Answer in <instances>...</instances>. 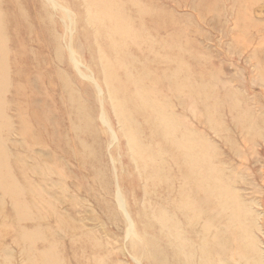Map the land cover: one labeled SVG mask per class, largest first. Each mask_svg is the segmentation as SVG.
<instances>
[{
    "label": "bare ground",
    "instance_id": "1",
    "mask_svg": "<svg viewBox=\"0 0 264 264\" xmlns=\"http://www.w3.org/2000/svg\"><path fill=\"white\" fill-rule=\"evenodd\" d=\"M216 2L219 3L218 1ZM204 3H202L203 10L207 8L206 6L204 8ZM239 7L241 8V5ZM239 7L237 10L239 12L238 14H240V12L242 11L239 10ZM48 11L51 13L53 12L58 13V15L63 18L62 23L64 25L63 27L65 31V36L63 40H65L67 37V42H68V44L64 42L65 45L64 48H61V45L60 46L58 45L59 37L57 38L51 32V30L53 29L52 28L53 22H52V15ZM196 11L197 10H195V12ZM245 13H247V17H248L249 12H244V14ZM167 14H169L167 10L160 7L155 0H66L65 3L63 2V0H56V1L46 0L45 3H41L39 0H0V98L2 100V102L0 101V105H2V109H0V115H1L0 121L3 117L4 119L3 121L5 122L4 125L5 124L7 125L6 129H10V131H8L7 136H11L13 132L15 133V135L18 136V139H16L18 140L17 142L16 140L15 141L13 140V142H9V144H6L9 146V147L7 146L9 152L7 154V150L5 151L6 156L4 155L5 158L2 164V166L6 170V176L2 177L4 178L2 186H4L5 190H9V189L16 190V193L20 196V202L23 206L24 213L20 211V214L21 213L23 214L22 216L19 213L17 214H19L22 218H25L26 220H29L32 216L34 217V221L30 225V228L33 227L34 229L37 230L34 239L35 248L37 250L36 251L37 253H35L37 263L34 262V264H66L61 259L64 255L65 256L67 255L66 251L64 255H60V253L62 254L61 245H59L54 240V238H57V240L58 239L62 240L64 245L65 241L63 239L66 238L68 239L69 236L72 237L73 234H75L74 223L76 222H73L74 219L71 218L72 212L67 215L63 214L64 217H62V213L60 212L61 211L60 210L58 211V213L61 216H57L56 214L54 215V217L57 216L56 218H54L53 216H48L51 215L52 213L49 209L45 208L46 206L44 204H42L44 203L46 196L50 197V195L46 194V192L40 193L41 192L40 191L38 193L37 196L38 199L40 200L39 202L41 203V207L38 206L39 204H36L37 208L35 207L34 210L33 205L32 206L29 205L27 201V199L29 200V195H27L25 190L27 189L28 186H30L31 181L33 183L35 182L38 183L39 185H44V186L47 184L53 185L52 183L55 181L56 176H58L57 174H59L58 170H56V167L58 166L64 167L66 166V164H68L71 161L76 162L77 169L80 172V174H87L91 176L90 181L92 182V184L98 185L99 183L102 192L113 198L116 205L119 206L120 212L123 215L125 221L124 225L126 226L125 240L126 239L129 240L128 247L132 255L137 256L138 253H142L148 260H152V261H155L156 256L158 257L162 256L165 259H169V264H231L230 261L227 262V258H224L218 255L217 253H214L216 235L214 234L213 231L214 227L212 226L213 208L216 198L215 193L216 191L218 192L220 188H216L217 183L215 184V187L213 185L214 183L212 184L213 188L211 185L212 177L210 178V175L212 176L211 168L213 166L210 168L207 162L212 157L214 159V156H212L211 154L212 156L211 157L209 151L208 154L211 158L208 157V160H206L207 159V157H205L206 155H201L202 150H205L206 148L211 150L212 146H215L216 144L214 145L211 144L212 146L210 148V146L209 147L207 145L205 146V143L207 142L203 141L205 149L202 148V150H200V147L202 145L201 143L197 144V139H196L197 134H195L196 132L193 131L194 130L193 127H192L193 130L191 129V127H190L191 130L187 129V127L184 128L183 127L184 123L182 122V117H181L182 114L187 111L185 107L186 102L192 101L194 103L198 98L196 89H192V90L188 89L190 86L189 84H192L193 86L198 85V80L194 77V74H191L190 67L186 65L184 62V59L186 58L185 51H180L179 49H177V47L186 46L184 45V41H186L187 44L190 46L194 45V43L191 42L190 40H187L183 36L182 32H180L181 30L178 29L180 28L178 26L179 19L172 16L171 22L169 23ZM215 14H217V12H215ZM218 14H220V12H218ZM241 18L245 19V17H241ZM236 20L238 21L237 23L241 24V27L242 25L244 26V28L246 27V29L243 30L244 32H242L241 34L242 36H246L245 33L248 34L247 32L250 30V27L246 26L248 25L246 20L243 21H240L238 19ZM236 20L233 21V24L234 22L236 23ZM78 27L80 28L79 36H81V39L83 41L82 43H84L85 46V50L91 56L90 58L91 63L96 64L95 67L97 73L102 77L100 78L103 80V84L105 86L104 88L106 89L107 94L110 98L108 99L109 101H111L112 113L114 114V117L117 120L116 122H118L120 125V129H118V131L120 132V133L118 132L119 137L125 141L124 147L126 153L124 155V163L126 162L125 166L128 170V178L125 180L126 191L124 192V194L120 192H116L115 194L111 195V191H110L111 178L109 177L108 168L106 167V165L103 164L102 153L100 152V155L98 154V157L88 156V155H93V153L90 152V150H88L92 147V145L90 146V148H88L86 146L87 145L86 142L87 140L95 141L94 121L96 120L95 118L97 117L94 118V113L92 114L91 111H87L83 105L84 103L82 102L81 104L79 102L80 100L78 101L76 99L79 97V95L77 94L78 96L77 97L76 95L73 94L74 91L71 90L68 84V80L66 77L67 75L58 72L60 70V66H62L65 56L69 54L70 65L74 67V71H76V73L79 75L83 73L80 66L76 64L78 59H77V53L74 49V34L72 35L74 30L76 31ZM239 27L240 25H237V28ZM237 32H239V30H237ZM58 35L60 34L58 33ZM233 35L235 34H232V36ZM75 36L78 35L75 34ZM19 37L20 38L22 37V41H23L22 43H24L25 46L20 42L21 39ZM236 39H237L236 37L234 39H231L232 40L231 42L233 41L235 42ZM263 39L264 37L261 38V40ZM237 43L238 42H236V44ZM251 43L252 40L249 38L246 41V44L248 45ZM259 43L261 42L259 41ZM77 44L78 43H76V45ZM32 45H35V47H32ZM261 45L264 44H260V46ZM250 46H247V48ZM25 47L27 48V50ZM44 52H47V54L43 55ZM262 52L263 51H259L258 49L257 52H254L252 54L253 55L252 59L254 62H256L254 58L259 57V55L261 56ZM51 56L54 58L53 61H51L52 58ZM256 60L258 65L259 64L258 61L261 59L259 60L256 59ZM261 66L264 65H260V68H258L259 70L262 69ZM83 69L88 72H90V70L93 71L91 68L89 70V68L87 67ZM209 71L210 70H208V73ZM217 74L215 75L216 77ZM210 75L211 74H209V76ZM258 75L260 76L262 74H258ZM262 79L264 80V78ZM203 80L204 79H202V81ZM91 83L97 88L99 95L102 94L103 89L101 90L100 86L97 83L94 82ZM204 84H206L205 85L207 86L206 88ZM204 84H200V85L204 86L203 89L208 90L209 84L208 83H204ZM212 86H211V91H213ZM197 88L199 89L198 86ZM231 88L232 87H230V89ZM232 89L233 92L236 93V91H234V87ZM238 91L237 93L240 94V92ZM204 92L205 90L203 91V93ZM234 93H230L229 91V94H234ZM1 94L3 95L2 97ZM206 95H207V91H206ZM232 96L234 95H231L230 98ZM238 98L240 100L241 96ZM208 99H211V96ZM227 99H229L228 95H227ZM213 100L217 101V98L212 99V102ZM239 100L236 101L235 99L237 103L241 104L242 102H239ZM169 101H172V103ZM105 102L106 101H104V103ZM168 103H171L170 107L168 106L169 105ZM190 106H192V103L190 104ZM221 106L222 108H224L223 105H220V108ZM213 107L214 105L212 104V108H211L212 111H213ZM215 107H217L218 109V106ZM109 108L110 107H108V110ZM174 108H179L181 110H176L175 112ZM226 108H229V106ZM207 109L210 108L207 107ZM231 111L232 110L228 112ZM5 112L8 113L11 112V113L5 114ZM208 112L205 111L204 113L209 114ZM216 112L217 110L215 111V113ZM210 113L211 114L209 115L212 116L211 111ZM244 117L246 118V116ZM100 118L103 121L105 120V123L109 125L103 113H101ZM209 118L210 117H208V119ZM220 118H222V116H220ZM210 119L213 120V116ZM217 119L218 116L216 117V120ZM235 120L237 121V119ZM211 121H209L208 123H210ZM213 123L212 125L214 126ZM74 124H79V126L77 125L76 127ZM220 125L223 126L222 123ZM234 125L237 126L236 123ZM254 125L256 124L254 123ZM1 126L0 127L3 129L4 126L3 125ZM213 126L212 129L215 128V127L213 128ZM216 129L218 130V128ZM224 129L223 131H225ZM222 132L218 131V133L221 134ZM5 133H7L6 130L4 134ZM199 137H202V135L200 134ZM110 138H112V132H110ZM224 139L223 142L225 141ZM246 142H244V144ZM233 144L231 146H233ZM253 146L254 145L250 146L251 149H253L252 148ZM17 151L20 152L18 155L16 154ZM2 152L3 149L1 153ZM221 156L219 155L218 157ZM239 158L241 157H239L238 155V160ZM245 158H242L243 161H246ZM229 162L231 163V161ZM220 164L221 163H219V167ZM216 168L217 167H215L214 169ZM221 168L222 167H220V170H222ZM231 169L233 170V168ZM231 169L230 171H232ZM30 170L32 175L28 176L27 174ZM61 170L62 169H60V171ZM87 170L88 173H86ZM204 170L207 171V176L203 174V172H205ZM237 170L239 169L237 168ZM63 171H65V169ZM227 171H229V169ZM235 171L233 170L234 173ZM223 172L224 171L222 170V173ZM233 174L231 176L232 178H234ZM67 177L69 178L68 175ZM237 177H240V175ZM2 178L0 177V181H2ZM82 178H84V176H82ZM228 178H226V180H228ZM59 181L60 180H58L57 182ZM86 181L87 180H85V182ZM212 182H214V180ZM61 187L62 186L59 185L58 188ZM64 187H68V186L65 185ZM223 187L224 186H222L221 188ZM53 189L56 194V189L55 188ZM223 189L227 191V189L229 188L226 187ZM65 191H67V188L65 189ZM65 191L64 193H67L69 190L67 192ZM85 191L89 196L92 197V199L94 200L97 206H99L100 208L106 207V209L109 212L111 211V206L109 204L110 201L109 203H105L101 201L103 197L102 198L100 197V199L98 197H95L96 196L94 194L95 191L93 192L92 187H88ZM226 191L224 192L225 194ZM237 192L239 193L238 190ZM10 193L13 194L12 191L11 192L9 191V194ZM31 193L32 191L30 192V194ZM227 193H229V191ZM238 193L235 194L238 195ZM220 194H223V192H220ZM15 195L13 194L12 197H15ZM18 195H16V197H18ZM229 195H232V193ZM0 196L2 197L1 193ZM2 198H0V201L2 200ZM18 198H16V200ZM62 198L61 199L60 198L57 199V197L55 198L57 199L54 200L56 201V206L57 207L59 206V208H61L62 205L64 206L65 204H67L71 207L73 201L71 200V205H70L69 200L73 197L71 196L69 200H63ZM234 198L236 197L234 196ZM7 199H9L8 195H7ZM13 200L14 198H12L10 201L11 203H14L12 205H15L16 204L15 202H17V204L20 203L19 201H13ZM143 200H144L143 203L144 205L147 204V201L151 205H153L155 212H153V210L152 212L148 211L149 208L147 210L148 212L147 211L141 212L140 207L142 205ZM50 205L52 206L54 205V203L52 202V204ZM222 205H224L225 209L226 207H229L227 205V201L225 200L222 201ZM18 208L17 210L19 212V209L21 207L19 209ZM15 211L16 210H14V212ZM67 211L68 209H66V212ZM49 212L51 214H49ZM254 213L256 214V212ZM17 214L15 213L16 218H17ZM246 219L247 217L245 218V220ZM51 220H55L58 223H61L63 221L69 222L67 224L68 226L64 227V229H62V227L57 229V232L62 234L63 239H61L57 233L54 234V236H52L51 234H49L50 236H48V231L51 229V224H50ZM81 223L79 222L78 224ZM256 224H258V222ZM82 227H84V225ZM85 230H89V228ZM217 230L219 229L217 228L216 231ZM93 231L89 233L93 234ZM80 232H79V236H81ZM149 232H151V234ZM18 234L21 235V232ZM22 235L24 234L22 233ZM84 235L86 236V233ZM28 236L30 237V233L28 234ZM102 236L103 235H101V237ZM7 237H9V235ZM23 237H25V235ZM20 238L22 239V237ZM76 238L78 239H76L75 242L77 240H80V243L81 241L84 242L82 240L83 239L82 237H80L81 239H79L78 236ZM88 238L86 236V239L89 241L90 238L89 239ZM21 239H20V241H22L20 242L21 246L23 244L24 247L25 243H23V240L25 239L23 240ZM68 240H70V238ZM99 240H103V239L99 238ZM29 241L27 240L26 242ZM88 241H87V245L88 243L90 244V241H92V239H90L89 242ZM93 242H95V240ZM110 242L112 241L110 240ZM187 242L190 243L188 250H186L187 248L186 244H188ZM0 243H4V242L1 240ZM69 243L71 245V242ZM52 244H53V248H51ZM93 244H91V246L88 245L87 247L91 249V247H93L92 246ZM113 244H116V242H114ZM254 244H256V242H254ZM27 245L28 243L26 244V246ZM74 245H72V247ZM99 245L100 248H102L101 247L102 244L99 243ZM99 245H95L97 246V249L99 248ZM103 245H105V243ZM107 245L109 244L107 243ZM161 245H163L164 248H160L159 246ZM84 247H86V244ZM9 248L8 250L12 252L13 250H10ZM119 248H121V246ZM95 249L96 248L93 247V250ZM110 249L108 250L111 252ZM26 250L28 251V249ZM224 250L225 248L222 246L221 252L225 256L226 253L223 252ZM252 250L254 251L252 253V256L245 258L243 256L244 255L243 253L242 256L238 254L240 257L238 258L245 261L244 264L246 262L247 264H249L248 261H250V264H264V256H262L263 254L259 252L261 250L258 251L257 248L255 249L253 248ZM24 251L25 249L22 252ZM11 252L9 254L12 256ZM79 254L80 253H78V255ZM94 254L97 255V252ZM96 255L93 256L96 257ZM93 256H92V260H93ZM31 257L33 258V256ZM98 257H96L97 260ZM229 257L231 258V256ZM28 258H30V256ZM3 259H5V257ZM8 259H9V255H8ZM84 259L87 260L86 258H83L82 261ZM136 259L137 258H135L134 261ZM231 259L233 261V258ZM239 259H237V261ZM29 260L31 261L32 259L30 258ZM29 260L27 259L28 262ZM4 261L6 263L8 262L6 260ZM0 263L3 264V261ZM72 264H80V263L79 260L75 258Z\"/></svg>",
    "mask_w": 264,
    "mask_h": 264
},
{
    "label": "rangeland",
    "instance_id": "2",
    "mask_svg": "<svg viewBox=\"0 0 264 264\" xmlns=\"http://www.w3.org/2000/svg\"><path fill=\"white\" fill-rule=\"evenodd\" d=\"M39 1L41 3L46 2V0H39ZM65 1L66 0H63L64 3H65ZM155 1L159 4L160 7L164 8L169 13V14H167L169 23L171 22L172 16L179 19L178 26L180 28H178V29L181 30L180 32H182L183 36L187 40H190L191 42L194 43V45L190 46L187 44L186 41H184V45H186V46L177 47V49H179L180 51H185L186 58L184 59V62L186 65H188L190 67L191 74H194V77L198 80V85H194L195 88L192 84H189L190 86L188 88L191 90L196 89L197 90L196 93L198 95V98L196 99V101L194 103L192 101L186 102L185 107H186V110L188 112L186 111L185 113H183L181 117H182V122L184 123L183 127L184 128L187 127V129H189V130H191L193 127L194 130L193 129L192 130L194 132H196L195 134H197V136H196L197 144L201 143V145H202V146L199 145V146H201L200 150H202V148L205 149L206 145L208 147L210 146V148H211V146H212L211 144H213V145L216 144L215 146H212L211 150L206 148L205 150L201 151L202 152L201 155H206L205 156V157H207L206 160H208V157L211 158L212 156H214V159L212 157L207 162L208 165L210 166V168L213 166L211 168L212 169V171H211L212 176L210 175V178L212 177L211 178V185L214 183L213 185L215 187V184L217 183L216 188H220V190L217 189L219 191L218 192L216 191V193H215L216 198L214 196L215 202H214V208H213V223H212V226L214 227L213 231H214V234L216 235L215 236L214 253H217L218 255H220L224 258H227V262L230 261L231 264H236L238 262H240L238 264H244L245 261L239 259L240 258L239 255L242 256L244 253L243 256L245 258L250 257V256H252V253L254 252L252 250L253 248L254 249L257 248L258 251L261 250L259 252H261V254H263L262 256H264V218H263L264 217V173H262V172H264L263 171L264 170V143H263V141H264V88H263L264 87V80L262 79V78H264V74H263L264 73V71H263L264 66H261L262 69H260V70L258 69V68H260V65H264V45L260 46V44H264V39L261 40V38L264 37V0H245V1L244 0H239V1L238 0L237 1L236 0H229V1L228 0H210V1L209 0L208 1L207 0L206 1L205 0H197V1L195 0L196 2L194 0H173V1L172 0H155ZM216 1H218L219 3L221 2V3L219 4ZM211 2L214 3V6H213V3H211ZM176 3L178 6L176 5ZM190 3L192 4V7H191ZM202 3H204V8H205V6L207 7L204 10L202 9V7H203ZM240 5H241V8L239 7ZM238 7H239L240 11L242 10L240 12L241 15L238 14L239 13L237 11ZM195 10H197V11L195 12ZM207 10H209V11H207ZM205 11H206V13H205ZM203 12H204V14H203ZM215 12H217V14H218V12H220V14L217 15V14H215ZM244 12H249L248 17H247V13L244 14ZM49 13L52 15V22H53V26H52L53 29L51 30V32L57 38L59 37L58 38L59 39L58 45L59 46L61 45V48H64L65 47L64 42L66 44H68V42H67V37L65 40H63V38L65 36V31H64V27H63L64 25L62 23L63 18L61 16H59L58 13H55V12H53V13L49 12ZM218 17H219V20H218ZM241 17H245V19H243ZM216 18H217V20H216ZM234 19L235 20L238 19L240 21L246 20V22L248 24L246 26L250 27V30L247 32L248 34L245 33L246 36L241 35L242 32H244L243 30L246 29V27L244 28L243 25L241 27V24L237 23L238 22L237 20H236V23L234 22V24H233V21H235ZM246 22H245V24H246ZM237 25H240L241 28L240 27L237 28ZM78 28L76 31L74 30L72 35L74 34V49L77 53V59H78L76 64L78 66H80L83 73L79 75L76 73V71H74V67H72L70 65L69 54L65 56L63 63H62V66H60V70L58 72H60L61 74L64 73L67 75L66 77L68 80V84H69L71 90L74 91L73 94L76 96H77V94L79 95V97L77 96L78 98H76V99L78 101L80 100L79 102L81 104H82V102L84 103L83 105L87 111H91L92 114L94 113V118L97 117V118H95L96 120L94 121L95 141L87 140V142H86V144H87L86 146L88 148H90V146L92 145V147L88 150H90V152H92L93 155H88V156L98 157V154L100 155V152L102 153L103 164L106 165V167L108 168L109 177L111 178L110 179L111 195L115 194L116 192H120V193L124 194V192L126 191L125 190V187H126L125 180L128 178V170L125 166L126 162L124 163V155L126 153L125 147H124L125 141L119 137L118 129H120V125L118 122H116L117 120L114 117V114L112 113L111 101H109L110 98L107 94L106 89L104 88L105 86L103 84V80L101 79L102 77L97 73V70L95 67L96 64L91 63V59H90L91 56L85 50L84 43H82L83 41L81 39V36H79L80 28L79 29ZM237 30H239V32H237ZM58 33L60 35H58ZM75 34L78 36H75ZM232 34H235V35L232 36ZM234 36L237 39L235 40V42L233 41L234 42L233 43V42H231L232 41L231 39H234L235 38ZM238 36H240V37H238ZM77 37H78V39H77ZM75 38H76V40H75ZM249 38L252 40V43L247 45L246 41ZM20 39H21L20 42L22 43L23 42L22 37ZM238 39H239V41H238ZM259 41L261 43H259ZM236 42H238V43L236 44ZM76 43H78V44L76 45ZM22 44L24 45V43H22ZM246 45L247 46L251 45V46L247 48ZM32 47H35V45H32ZM192 48H194V49H192ZM77 49H79V50H77ZM258 49H259V51H263V52L261 53V56L259 55V57L254 58L256 61V62H254L252 59L253 58L252 54L254 52H257ZM26 50H27V48H26ZM255 50H257V51H255ZM46 54H47V52L43 53V55H46ZM64 54H65V52H64ZM53 59L54 58L52 57L51 61H53ZM256 59H258V60L261 59L259 61H261L262 63L258 61V63L260 65L259 64L257 65ZM253 64H254V66H253ZM256 66H258V67H256ZM85 67L89 68V70L91 68L94 72L91 70H90V72L85 71L83 69ZM56 68H57V66H56ZM208 70H210L209 73H208ZM93 74H94V76H93ZM209 74H211V75L209 76ZM216 74H217V77L215 76ZM258 74H262L263 76L262 75L259 76ZM213 75L216 77V79ZM95 76H96V78H95ZM212 76H213V78H212ZM217 78H218V81H217ZM202 79H204V80L202 81ZM208 80H210V81H208ZM257 80H258V82H257ZM200 81H202L203 83ZM91 82L97 83L100 86L101 90L103 89L102 94L99 95L97 88ZM229 82H230V84H229ZM204 83L209 84L208 85L209 89L207 88L208 90L203 89V87L206 85ZM200 84H204V86L200 85ZM212 84H213V86H212ZM75 86H77L79 89ZM197 86L199 87V89L197 88ZM211 86L213 88L214 93H213V91H211ZM206 87L207 86H205V88ZM230 87H232V88L234 87V91H236V93L239 90L238 92H240L241 95L238 93H237L238 95L236 93H234L233 89L232 88L230 89ZM85 88H87V89H85ZM204 90H205V92L203 93ZM81 91H82V93H81ZM206 91H207V95H206ZM229 91H230V93H234V94H229ZM241 91H243V92H241ZM93 93H94V95H93ZM210 93H211V95H210ZM96 94H97V96H96ZM208 94L211 96V99H208V98H210V96ZM242 94H243V96H242ZM227 95H228L229 99H227ZM231 95H234V96H232L233 98L236 96H238V97L241 96L242 99L240 98V100H239L238 97H236L234 99L232 97L230 98ZM2 96L3 95L1 94V97ZM90 98H92V99H90ZM104 98H105V100H104ZM216 98H217L218 102L216 100H213V102H214L213 103L212 99H216ZM235 99H236V101L239 100V102H242L244 105L242 103L241 104L237 103L235 101ZM228 100H229V102H228ZM0 101L2 102L1 98H0ZM104 101H106V102L104 103ZM230 101L232 104L230 103ZM169 102L172 103V101H169ZM171 103H168L169 107H170ZM189 103L190 104L192 103V106H190ZM219 103H221V104H219ZM235 103H236V105H235ZM212 104L214 105L213 111L211 110ZM220 105H223L224 108H222V106L220 108ZM215 106H218L219 110ZM228 106H229V108H226ZM236 106H238V107H236ZM106 107H107V109H106ZM108 107H110L109 110H108ZM207 107L210 109H207ZM230 107H232V108L235 107V108H233L234 111ZM240 107H241V109H240ZM190 108H192V109H190ZM193 108H196V109H193ZM0 109H2V105H0ZM214 109H215V111L217 110V112H216L217 114L215 113ZM235 109H237V110H235ZM176 110H181V109L174 108L175 112H176ZM227 110L228 111L232 110V111L228 112ZM189 111L191 114L189 113ZM205 111L206 112L209 111L208 112L209 114H211L210 111L212 112L213 120L210 119L212 117L211 115H209L207 113H206L207 114L206 115L204 113ZM235 111L237 114L235 113ZM213 112H214V114H213ZM247 112H248V114H247ZM10 113L11 112H9V113L5 112V114H10ZM101 113L104 114L105 119L108 121L109 125H107L105 123V120L104 121L101 120V118H100ZM198 113H199V115H198ZM221 114H223L226 118ZM2 116H4V115H2ZM204 116H206V117H204ZM217 116H218V119H217L218 122L216 120ZM220 116H222V118H220ZM244 116H246V118ZM203 117H204V119H203ZM208 117H210V118L208 119ZM236 117H238V118H236ZM221 119H222V121H221ZM235 119H237V121ZM3 120L4 119L2 117L0 124L2 123L1 125L4 126V128H3L4 130L1 128L2 126L0 125L1 126L0 127V129H1L0 130V134H1V136H0L1 137V139H0V142H1L0 143V150L2 151V149H3V152H2L3 154L0 151V153H1L0 155L1 156L3 155L2 157L0 156L1 157L0 158L1 159L0 160V164H1L0 165V177L1 178L6 176V170L2 166L3 160L5 158L4 155L6 156L5 151L7 150V154L9 152V150L7 148L8 145H6V144H9V142H13V140L15 141L16 139H18V136L15 135L14 132L11 134V136H7L8 131H10V129H6L7 125L6 124L4 125L5 122ZM203 120H204V122H203ZM209 121H211V122L208 123ZM242 121H243V123H242ZM201 122H203V123H201ZM220 122L223 124V126L220 125L221 124ZM204 123H206V124H204ZM212 123L214 124V126L212 125ZM235 123L237 126L234 125ZM254 123L256 125H254ZM210 124L213 126V128L214 127L215 128L212 129V126ZM216 124L218 125V127ZM74 125L76 127H77V125L79 126V124H74ZM190 127H191V129H190ZM248 127H249V129H248ZM216 128H218V130ZM250 128H252V129H250ZM223 129L225 131H223ZM5 130L7 133L4 134ZM196 130H198V131H196ZM213 130H216V131H213ZM218 131L219 132L223 131V132L221 134V133H218ZM110 132H112V138H110ZM197 132H199L202 135V137H199L200 134ZM226 133H227V136H226ZM12 136H13V138H12ZM4 138L5 139L7 138V139L5 140ZM223 139L226 142L225 141L223 142ZM17 141L18 140H16V142ZM99 141H100V143H99ZM203 141L207 142V143H205V146H204ZM231 141L232 142L234 141L233 142L234 144L236 142L235 146ZM244 142H246V143L244 144ZM231 143L233 144V146H231L232 145ZM251 144L254 145L252 147L253 149H251V147H250V146H252ZM213 149H214V151H213ZM215 150L216 151L218 150V151L216 152ZM208 151H209L210 156L212 154L211 157L209 156ZM19 153L20 152L17 151L16 154L18 155ZM243 153H244V155H243ZM94 154H96V155H94ZM218 154L220 156L221 155L222 156L218 157L219 156ZM238 155H239V157H241V158H239V160H238ZM242 155H243V157H242ZM242 158H245V160L247 162L243 161ZM215 159H216V161L217 160L218 161L220 160V161L216 162ZM229 161H231V163ZM211 162H213V163H211ZM69 163L71 164V166ZM69 163L66 164V166H64V167H60V166L56 167V170H58V173L62 176L57 174L58 176H56L55 181L52 183L53 185L47 184L44 186V185H39L38 183H35V182L33 183L31 181L30 186H28L27 189L25 190L27 195H29V200L27 199V201H28L29 205H31V206L33 205L34 210H35V207L37 208L36 204H39L38 206L41 207V203L39 202L40 200L38 199V196H37L38 193L41 191L40 193L46 192V194L50 195V197L46 196L47 200L45 199L44 203H42L46 206L45 208L49 209L52 213L51 214L49 212V214H51V215H48V216L54 217L55 214L57 216H61L58 213V211H60V210H61L60 212L62 213V217H64L63 214L67 215V214L72 212L71 218L74 219L75 221L73 220V222H76V223H74L75 234H73L72 237L71 236L68 237V239L70 238V240H68L66 237H65L66 239H63L62 234L57 232L58 228L62 227V229H64V227L68 226L67 224L69 222L63 221L61 223H58L55 220H51V222H50L51 229L48 231V236H50L49 234L54 236V234L57 233L58 236H60V238L65 241L64 242L65 244L63 245L62 240H59V239L57 240V238H54V240L59 245H61L62 254L60 253V255H64L65 251H66L67 255L66 256L64 255L61 258L63 260V262L66 264H69V263L72 264V262L76 258L79 260L80 264L81 263L82 264H87V263L88 264H152V263L153 264H169V259H165L162 256H159V257L156 256L155 261H152V260H148L142 253H138L137 256H134L131 254L129 247H128L129 240L128 239L125 240V233H126L125 227L126 226L124 225L125 221H124L123 215L120 212L119 206L116 205L113 198H111L109 195L104 194L102 192V189H101L99 183H98V185L92 184V182L90 181L91 176H89L87 174H80V172L77 169L76 162L71 161ZM219 163H221L220 167H222L221 169L224 171L223 173H222V170H220ZM210 164H212V165H210ZM214 164H217V165H214ZM224 165H226V166H224ZM215 167H217V168L214 169ZM63 168L65 169V171H63L64 170ZM231 168H233L234 171L236 170L235 173L233 172V170ZM237 168L239 170H237ZM60 169H62V170L60 171ZM228 169H229V171H227ZM230 169L232 171H230ZM213 170H214V172H213ZM246 170H247V172H246ZM204 171L205 172H203V174L205 176H207V171L206 170H204ZM86 173H88V170L86 171ZM228 174H230V175H228ZM232 174L234 175V178L231 177ZM236 174H238V175H236ZM260 174H262V175H260ZM27 175L28 176L32 175L31 170L28 172ZM67 175L69 176V178L67 177ZM239 175H240V177H237ZM82 176H84V178H82ZM228 176H229V178H228ZM57 177H59V178H57ZM65 178H66V180H65ZM226 178H228V180H226ZM240 178H242V179H240ZM61 179H63V180H61ZM82 179H85L87 181L85 182V180H82ZM212 179L214 180V182H212L213 181ZM218 179H219V181H218ZM239 179H240V181H239ZM3 180H4V178H2V181H0L1 182L0 183V185H1L0 186V188H1L0 193L3 197L2 198L0 196V198H2V200L0 201V241L2 240L4 243H0V258H1L0 262L3 261V264H5L6 262L4 260H6V261H8L6 264H10V263L11 264H21V263L22 264H32V262H33V264H34V262L37 263V259H36V255H35V253H37L36 252L37 250H36L35 244H34V239H35L37 230L34 229L33 227L30 228V225L34 221V217L32 216L29 220H26L25 218L21 217L23 215L22 213H24V209H23V206L20 202V196L16 193V190H14V189L5 190L4 186H2ZM58 180H60L61 182L60 181L57 182ZM78 180H79V182H78ZM230 182H232V183H230ZM63 183L65 185H67L68 187H64L65 185ZM37 185H39V186H37ZM59 185H61L62 187L58 188ZM213 185H212V188H213ZM48 186H50V187H48ZM78 186H79V188H78ZM222 186H224L223 188L227 187L229 189H227V191H226L225 189L221 188ZM86 187L87 188L92 187L93 192L94 191L96 192V190H97L96 193L94 192V194L96 195L95 197H98L99 199H100V197L101 198L103 197L101 200L102 202L109 203V201H110L109 204L111 206V211L109 212L106 209V207L100 208L99 206H97L96 203L94 202V200L92 199V197L86 193V191H85L87 189ZM24 188H26V187H24ZM53 188L56 189V194H55ZM62 188L63 189L67 188V191L68 190L69 191L67 192V191H65V189L63 190ZM61 189L63 190V192ZM79 189H81V190H79ZM237 190L239 191V193L237 192ZM9 191L10 192L12 191L14 195L16 193V195H18L19 198L16 197V195H15V197L18 198L16 200L15 197H12V195H13L12 193L9 194ZM31 191H32V193L30 194ZM64 191L67 193H64ZM225 191H226V194L224 193ZM228 191H229V193H227ZM230 191H232V192H230ZM51 192H53V193H51ZM220 192H223V194H220ZM231 193H232L233 197H232V195H229ZM235 193H238V195ZM256 193H257V195H256ZM58 194H60V195H58ZM7 195H8L9 199H7ZM219 195L221 196V198ZM10 196H11V199L14 198L13 201H19L20 203L17 204V202H15L17 205L16 204L12 205L14 203L10 202L11 201ZM71 196L74 199L71 198ZM234 196L236 198H234ZM35 197L38 199V201ZM52 197H53V199H52ZM56 197H57V199L62 198L63 200H69L71 198L69 200V203L71 205V200L73 201V203H72L71 207L69 205L65 204L64 206L62 205L61 208H59V206L58 207L56 206V201H54V200H57V199H55ZM50 200H52V201H50ZM223 200L227 201V205L229 206V207H226V209L224 208V205H222ZM8 201H9V203H8ZM47 202H49V203H47ZM52 202L54 203V205L51 206L50 204H52ZM111 202H113V203H111ZM232 202H233V204H232ZM253 202L255 203V205ZM143 203H144V200H143L142 205L140 207L141 212H146L148 210V208H149L148 211L152 212V210H153V212H155L154 208H153L154 206L151 205L148 201H147V204H145V205ZM242 204H243V206H242ZM17 206L19 208L20 207L21 208L19 209ZM54 207H55V209H54ZM17 208L19 209V212H18ZM201 208H203V207H201ZM13 209L16 211L14 212ZM66 209H68L67 212H66ZM20 211L22 212L21 214H20ZM232 211H234V212H232ZM222 212H223V214H222ZM254 212H256V214ZM15 213L16 214L19 213L21 216L19 214H17V218H16ZM243 214H244V216H243ZM93 215H94V217H93ZM236 215L238 218L236 217ZM258 216H260V217H258ZM19 217H20L21 221L19 220ZM56 217H54V218H56ZM65 217H67V216H65ZM246 217H247V219L245 220ZM239 219H240V221H239ZM79 222L80 223L82 222V223L78 224ZM257 222H258V224H256ZM58 224H59V226H58ZM83 225H84V227H82ZM238 225H239V227H238ZM87 227L89 228L90 231L85 230V229H88ZM101 227H103V228H101ZM217 228L219 230L216 231ZM95 229H96V231H95ZM97 230H99V231H97ZM92 231H93L94 235L92 233H91L92 235L89 233ZM100 231H101V233H100ZM20 232H21V235L18 234ZM79 232H80L81 236H79ZM240 232H242L243 234ZM22 233L25 235V237H23L24 235H22ZM29 233H30V237L28 236ZM83 233L84 234L86 233L87 238L89 237L90 239H92V241H90V239L88 238L90 241V244L88 243L89 246H91V244L95 243L92 245L94 248H96L95 250H93V247H91V249L87 247L88 246L87 245L88 240L86 239V236ZM104 233H106V234H104ZM149 233L151 234V232H149ZM2 235H3V237H2ZM8 235H9V237H7ZM101 235H103V236L101 237ZM242 235H244V236H242ZM258 235H259V237H258ZM18 236H19V239H18ZM77 236L79 237V239H81L80 237H82L83 238L82 240L85 243L82 241L80 243V240H77L76 241L77 243H76L75 240L78 239V238H76ZM20 237H22V239ZM239 237H240V239H239ZM8 238L10 239V241ZM94 238H96L97 241ZM99 238H102L103 240H99ZM20 239L21 240L25 239V240H23V243H25L24 247H23V244L21 246L20 242H22V241H20ZM109 239L112 242H110ZM221 239H223V240H221ZM15 240H17V241H15ZM27 240L28 241L30 240V241L26 242ZM94 240H95V242H93ZM233 240H234V243H233ZM257 240L259 241V244H258ZM18 241L20 244L18 243ZM104 241H106V242H104ZM9 242H11V243H9ZM69 242H71V245ZM72 242H74L75 245ZM114 242H116V244H113ZM254 242H256V244H254ZM27 243H28V245L29 244H31V245L26 246ZM99 243L102 244L101 245L102 248H100ZM104 243H105V245H103ZM107 243L109 245H107ZM123 243H124V245H123ZM32 244H33V247H32ZM85 244H86V247H84ZM125 244H126V246H125ZM239 244H240V246H239ZM1 245H2V247H1ZM72 245H74V246L72 247ZM95 245H99L100 249L99 248L97 249V246H95ZM186 245H187L186 250H188L190 243H188ZM120 246L122 249L119 248ZM222 246L225 248V250L223 251L226 253L225 256L221 252ZM81 247H82V249H81ZM159 247L164 248L163 245H161ZM8 248L10 250H13V251L12 252L9 251ZM33 248H34L35 252L33 251ZM51 248H53V244H52ZM24 249H25V251L22 252ZM26 249H28V251L32 252V253H29ZM108 249H110L111 252ZM114 250H116V251H114ZM121 250H122V252H121ZM26 251H27V253H26ZM10 252H11L12 256L9 254ZM33 252H34V255H33ZM82 252H84V253H82ZM93 252L94 253L97 252V255L94 254ZM78 253H80V254L78 255ZM19 254H21V255H19ZM26 254H27V256L29 255L30 258L34 261H32V260L30 261L29 260L30 258H28L29 256L27 257ZM92 254L96 255V257L99 256L98 260ZM236 254H237V256H236ZM8 255H9V259H8ZM91 255L93 256L94 261L92 260ZM3 256L5 257V259H3L4 258ZM31 256H33V258ZM67 256H69V257H67ZM84 256H86V257H84ZM229 256H231V258H233V261ZM13 257H15V258H13ZM133 257L137 258L136 259L137 263H136V260L134 261L135 258H133ZM83 258H86L88 261L85 259L82 261ZM27 259L29 260V262L27 261ZM237 259H239V260L237 261ZM11 260H12V262H11ZM248 263L250 264V261H248ZM0 264H2V263H0ZM245 264H247V262Z\"/></svg>",
    "mask_w": 264,
    "mask_h": 264
}]
</instances>
